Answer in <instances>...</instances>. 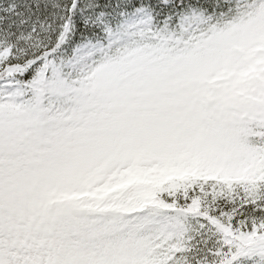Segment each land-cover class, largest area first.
<instances>
[{"label":"snow or ice","instance_id":"obj_1","mask_svg":"<svg viewBox=\"0 0 264 264\" xmlns=\"http://www.w3.org/2000/svg\"><path fill=\"white\" fill-rule=\"evenodd\" d=\"M0 264H264V0H0Z\"/></svg>","mask_w":264,"mask_h":264}]
</instances>
